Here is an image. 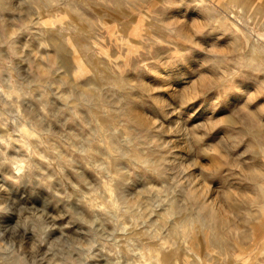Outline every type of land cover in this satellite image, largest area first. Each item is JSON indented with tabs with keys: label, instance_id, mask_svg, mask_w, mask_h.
I'll list each match as a JSON object with an SVG mask.
<instances>
[{
	"label": "rangeland",
	"instance_id": "obj_1",
	"mask_svg": "<svg viewBox=\"0 0 264 264\" xmlns=\"http://www.w3.org/2000/svg\"><path fill=\"white\" fill-rule=\"evenodd\" d=\"M263 19L0 0V264H264Z\"/></svg>",
	"mask_w": 264,
	"mask_h": 264
},
{
	"label": "bare ground",
	"instance_id": "obj_2",
	"mask_svg": "<svg viewBox=\"0 0 264 264\" xmlns=\"http://www.w3.org/2000/svg\"><path fill=\"white\" fill-rule=\"evenodd\" d=\"M241 14H245V13L241 12ZM229 18H231V20H229L228 18H224L223 19V21H225L224 22L225 25L226 26L228 25V26L232 27L233 30H235L236 32H239L240 29L237 26L236 19L233 16H231ZM251 20H253V19H251ZM260 27L259 28H260L261 31H263V33L257 34V36H256L257 38H256L255 41L254 40L251 41L249 35L243 37L244 41H245V43L247 45L248 52L250 53V57L249 58L243 59L244 67L249 68L253 72H257V71L264 72V21H263V23H261ZM23 131H24L25 134H28V135L30 134L27 130H23ZM15 169H16L17 172H19L20 170H22V166L16 164ZM261 210H262L261 212L264 215V205H263ZM126 211L130 212L131 209L128 208Z\"/></svg>",
	"mask_w": 264,
	"mask_h": 264
},
{
	"label": "crops",
	"instance_id": "obj_3",
	"mask_svg": "<svg viewBox=\"0 0 264 264\" xmlns=\"http://www.w3.org/2000/svg\"><path fill=\"white\" fill-rule=\"evenodd\" d=\"M263 21H264V19H263V20H261V22H259V24L263 23Z\"/></svg>",
	"mask_w": 264,
	"mask_h": 264
}]
</instances>
